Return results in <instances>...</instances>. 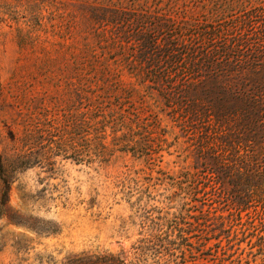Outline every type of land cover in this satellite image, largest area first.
Here are the masks:
<instances>
[{"label":"rangeland","instance_id":"374dc122","mask_svg":"<svg viewBox=\"0 0 264 264\" xmlns=\"http://www.w3.org/2000/svg\"><path fill=\"white\" fill-rule=\"evenodd\" d=\"M177 6L184 10L177 13ZM209 6L207 0H0V153L18 148L13 136L22 137L47 122L75 145L66 146L65 154L52 155L50 164H34L15 174L6 202L15 217L0 216V264H65L74 257L98 262L108 256L118 257L121 264L264 260V253L248 244L255 237L238 243L222 234L219 246L210 250L214 238L196 252L175 245L169 255L146 245L157 232V217H170L181 205L173 201L176 188L157 180L159 169L175 175L192 158L183 160L185 137L160 111L155 94L128 73L129 64L139 57L133 34L152 28L153 17L210 20ZM144 12L151 20L137 26L133 18ZM171 34L152 33L156 43ZM188 36L184 34L186 40ZM97 93L105 95V101L126 99L125 106L133 105L140 116L152 114L158 120L154 130H164L165 142L152 163L119 150L111 123L102 132L104 148L77 145L85 95ZM239 230L234 225L230 237L237 233L242 238ZM195 234L189 241L204 235L197 230Z\"/></svg>","mask_w":264,"mask_h":264},{"label":"trees","instance_id":"16d2710c","mask_svg":"<svg viewBox=\"0 0 264 264\" xmlns=\"http://www.w3.org/2000/svg\"><path fill=\"white\" fill-rule=\"evenodd\" d=\"M207 1L210 20L179 21L152 16V28L133 34L139 42V57L129 64L128 73L147 92L155 94L160 111L185 137L183 160L192 158V163L175 175L159 169L157 180L176 188L173 201L181 205L170 217H157V232L151 234L146 245L168 255L178 244L183 251L196 252L212 238L217 241L207 249L219 246L220 236L225 234L228 242L236 239L240 243L255 237L248 244L262 254L264 0ZM183 10L181 6L176 8L177 13ZM133 20L137 26H146L151 16L144 12ZM152 30L172 34L156 43ZM176 30L178 36L173 38ZM184 34L189 35L187 40ZM85 98L86 110L81 112L77 128L80 148L92 144L104 148L102 132L104 125L111 123L112 141L119 150L147 163L156 159L165 138L163 129L154 130L159 126L154 115L140 116L133 105L125 106L126 99L105 101L106 96L100 93ZM99 124L102 125L98 127ZM118 130L122 131L120 135L115 134ZM60 131L48 122L43 127L35 125L22 137L13 136L14 143L19 144L18 148L11 146L13 152L0 153V216L15 217L6 202L18 171L43 162L50 164L52 155L65 154L66 146H75L72 138L65 142ZM170 145L166 143V147ZM81 151L78 150L79 155ZM234 225H239L242 238L237 233L230 237ZM196 230L204 235L189 241L198 236ZM0 244L3 245L2 236ZM195 259L181 264H207ZM94 263L121 264V260L108 256L96 262L74 257L65 264ZM256 264H264V260Z\"/></svg>","mask_w":264,"mask_h":264}]
</instances>
